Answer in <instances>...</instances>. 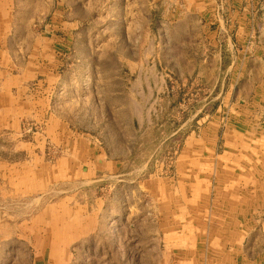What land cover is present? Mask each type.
<instances>
[{
    "label": "rangeland",
    "instance_id": "obj_1",
    "mask_svg": "<svg viewBox=\"0 0 264 264\" xmlns=\"http://www.w3.org/2000/svg\"><path fill=\"white\" fill-rule=\"evenodd\" d=\"M135 9L131 0H0V264H126L123 253L136 264H264V0H142L131 34ZM189 10L187 54L167 34ZM78 31L113 51L127 34L128 62L156 68L144 102L129 95L127 150L98 149L117 146L108 128L90 143L45 133L42 114L64 104L41 100V64ZM108 57L115 68L119 56ZM6 72L23 74V87ZM60 207L83 209L82 225L47 223L63 244L50 255L27 224Z\"/></svg>",
    "mask_w": 264,
    "mask_h": 264
},
{
    "label": "crops",
    "instance_id": "obj_2",
    "mask_svg": "<svg viewBox=\"0 0 264 264\" xmlns=\"http://www.w3.org/2000/svg\"><path fill=\"white\" fill-rule=\"evenodd\" d=\"M131 1L136 5L135 13L132 14L135 31H132L131 34H137L141 24H143L141 9L142 0ZM191 18L192 14L189 10L187 13H184L182 18L174 20L173 22L170 21L169 23L173 24L169 26L170 28L167 34L168 38L179 40L176 45H183L181 48H183L184 52L187 54H189L192 39ZM3 20L0 16V21L3 22ZM182 21H184L186 25L183 36L177 32L179 31L178 24ZM70 35L71 45L66 48L55 46L56 48L53 50L51 62L49 63L48 59H46L47 63L41 64L40 75L43 77H41L39 81H36L41 89V100L43 102L48 98H52L65 106L59 108L62 114L57 111L54 112L55 116L48 112L42 114L47 118L44 122L45 133L55 136L58 143L62 145L63 143L60 137L62 134H68L72 137L77 136L79 137L77 140L81 139L82 141L90 143L91 136L96 134L99 129L101 130L100 133L104 134V129L108 128L110 129L107 130L108 134L119 135L116 140L119 141L114 142L117 146L107 147L103 142L101 145L102 147L98 149L103 151L127 150L126 134L128 130L127 108L129 95L135 98V102H144L142 98H144L146 94H151L152 92V81L148 78L154 76L152 72H154L156 68H151L149 70L145 69L144 65L138 66L137 64L128 62V55L134 54V52L133 48L128 44L127 38L129 37L127 34L125 38H120V48L114 51L112 47L107 44L101 47L89 45L85 40L92 38L90 32L78 31L77 33L72 32ZM112 54L119 56L116 58L115 68H113L111 57H108L112 56ZM67 55L71 56L70 64L61 62V57H66ZM97 55L101 56L97 57ZM66 66L70 67L71 73H63ZM128 72H130L131 78L134 77L132 80H129ZM5 77L8 78V85L16 84L19 89L23 87L22 83L17 85L18 82L23 79V74H21V78L20 76H14L12 73H7ZM32 84L33 82H30V85ZM68 104L70 105V112L63 113ZM138 126L141 127L140 123ZM78 209L77 207L53 208V211H55L54 214L43 212L40 213L38 217L31 219L29 222L30 224L27 225H30L34 231H38L39 237L38 239L36 237L37 246L49 249L50 255L56 252L58 246L63 244L58 242L55 244L52 243V241H50L52 240L51 236H48L44 228L47 227V223L51 226H59L58 230H62L64 225L70 223H72L73 227L74 225H82L80 222L81 220L78 217H74L78 214L81 215L84 211L83 209ZM69 214L73 216L72 219L68 218ZM49 215H56V217L51 219ZM87 220L89 219L87 218ZM129 220L131 221L132 219L129 218ZM129 220L126 224L127 229L135 228L134 230L136 231L139 229V224H142L144 227L141 221L129 222ZM35 224L38 226L36 227ZM126 245L128 249L129 245L127 243ZM125 251L128 252L126 249ZM138 257L139 256L135 254L123 253L120 261L126 264H136L139 263Z\"/></svg>",
    "mask_w": 264,
    "mask_h": 264
},
{
    "label": "bare ground",
    "instance_id": "obj_3",
    "mask_svg": "<svg viewBox=\"0 0 264 264\" xmlns=\"http://www.w3.org/2000/svg\"><path fill=\"white\" fill-rule=\"evenodd\" d=\"M191 145V144H190ZM191 164V163H190ZM192 172V171H191ZM192 174V173H191ZM200 181V180H199ZM195 186V185H194ZM199 186V185H198ZM221 186H223V185H221ZM220 187V186H219ZM199 189V188H198ZM216 190V189H215ZM214 190V191H215ZM224 190V189H223ZM221 191V190H220ZM226 192V191H225ZM199 193V192H198ZM195 196V195H194ZM198 196V195H197ZM196 196V197H197ZM221 197V196H220ZM223 197V196H222ZM207 198H209V197H207ZM223 199V198H222ZM226 199H227V197H226ZM246 199V198H245ZM208 200V199H207ZM245 201V200H244ZM198 202V201H197ZM201 204V203H200ZM222 204V203H221ZM219 205V204H218ZM198 206V205H197ZM232 206V205H231ZM208 207V206H207ZM212 208H213V206H212ZM222 208V207H221ZM229 210V209H228ZM236 210V209H235ZM204 212V211H203ZM215 212V211H214ZM229 212V211H228ZM233 212V211H232ZM231 213V212H230ZM237 213V212H236ZM239 213V212H238ZM220 214V213H219ZM211 215V214H210ZM211 218V217H210ZM222 218V217H221ZM192 219V218H191ZM213 219V218H212ZM219 220V219H218ZM186 222V221H185ZM221 223H222V221H221ZM236 224H238V223H236ZM181 225V224H180ZM222 225V224H221ZM237 229V228H236ZM239 230H241V229H239ZM190 262V261H189ZM187 263V262H186Z\"/></svg>",
    "mask_w": 264,
    "mask_h": 264
}]
</instances>
